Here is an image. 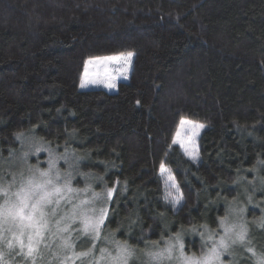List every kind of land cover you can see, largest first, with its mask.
I'll return each instance as SVG.
<instances>
[{
    "label": "trees",
    "instance_id": "16d2710c",
    "mask_svg": "<svg viewBox=\"0 0 264 264\" xmlns=\"http://www.w3.org/2000/svg\"><path fill=\"white\" fill-rule=\"evenodd\" d=\"M125 51L133 70L117 91L80 89L90 57ZM183 117L206 123L196 160L172 144ZM27 133L73 153L98 191L115 187L93 258L105 237L131 248V264L176 240L202 255L243 190L264 199V0H0L4 182ZM161 163L180 204L165 199ZM247 205L264 256L263 208Z\"/></svg>",
    "mask_w": 264,
    "mask_h": 264
},
{
    "label": "snow or ice",
    "instance_id": "6c2138e0",
    "mask_svg": "<svg viewBox=\"0 0 264 264\" xmlns=\"http://www.w3.org/2000/svg\"><path fill=\"white\" fill-rule=\"evenodd\" d=\"M132 53H128L127 57L121 55L120 57H95L90 58L85 62L84 76L88 74V65L94 62L116 61L123 60L125 64L130 62ZM98 83L95 79L91 81L81 80V87H86L87 83ZM109 88H114L115 83L107 85ZM139 104V101H137ZM188 121L181 120L180 125L183 126ZM202 129L203 124L196 125ZM22 135V134H18ZM176 136H180L177 131ZM172 144H180L183 142L180 139H173ZM185 153L189 155L192 160L198 158V151H189L184 148ZM55 165L50 162L48 171H40L39 169L30 170L27 176L21 173V178L17 181L16 176H12L10 183L4 182V178L0 177V264H10L6 259L8 256H20L28 262V264H38L42 259V250L51 247L52 243L58 241L57 247L62 250H73L75 248L71 239L70 227L77 219L80 220V231L84 235H90L93 240L99 238V227L103 223L106 209H91L93 213L99 211L100 215L96 218L89 216L88 205L92 203L89 200H81L79 204H73L71 215H59V206L62 200L67 198V194L73 193L70 187V177L62 180L58 171H53ZM161 173L167 171L165 165H160ZM166 184H170L171 188L177 190V195L173 196L171 192L165 197L167 201L173 205L180 204L183 201V194L179 192V185L175 177L169 175ZM115 187L108 188L105 196L111 199ZM100 194L92 193V199H98ZM64 221V226L61 227V222ZM220 227L223 230V235L218 240H214L210 235L209 240L212 241L211 247L207 248L201 256L195 255L186 256L183 252V244L179 245L180 258L182 264H218L223 253L228 252L233 245L247 246L248 229L246 223L240 221L230 223L227 218H221ZM64 233H68L67 236ZM178 239V237H177ZM95 244L93 243V248ZM117 254L112 256L110 253L105 255L106 249H101V260H105L106 264H128L132 258L133 252L126 244H116ZM173 245L168 244L167 247L155 252H149L147 255L153 264H162L165 259L172 258ZM247 251L255 255L251 247H247ZM92 250L83 253H74L77 259L83 257H90ZM56 257H54L55 259ZM69 259L64 257L61 264ZM97 264L99 262L97 261ZM256 264H264V256L257 257Z\"/></svg>",
    "mask_w": 264,
    "mask_h": 264
},
{
    "label": "rangeland",
    "instance_id": "374dc122",
    "mask_svg": "<svg viewBox=\"0 0 264 264\" xmlns=\"http://www.w3.org/2000/svg\"><path fill=\"white\" fill-rule=\"evenodd\" d=\"M128 53H132L133 55L130 59V62H128L127 64H125L123 60H116V61H103L99 63L94 62L93 64L88 65L87 66L88 74L87 76H84V72H83L81 80L84 79L85 81H91L95 79L101 82L98 83L88 82L86 87H81L80 86L81 80H80V84H79L80 89L87 90L93 88H102L110 92L117 91L118 83L123 80H128L132 73L134 59H135V51H125L115 54L90 57V58L111 57V56L120 57L121 55L127 57ZM110 83H115L116 86L114 88H109L107 85ZM182 119L188 121V123H185L183 126H181L179 123L177 131L180 132V136L179 137L175 136V139H180L183 142V146L179 144L183 150L184 148H188L189 151L197 150L199 156L200 154L199 137L202 131L204 130V128L206 127V123L189 117H183ZM199 124H203L205 125V127L202 129L196 127V125ZM20 144H21V149L19 150L18 153L12 156L10 162L7 165L10 172V178H8L6 182L10 183L13 175H15L17 181H19L21 178V173H23L24 176H27L30 170L39 169L40 171H48L51 162L55 165L53 171L54 172L58 171L62 180L66 177H70V187L74 190L73 193L67 194V198L65 200L61 201L59 206V215L56 217V219H59V216H63L65 214L71 215L73 204H79L81 200L92 201V203L89 204L87 207L89 209L88 212L89 216H92L93 218L98 217L100 213L99 211L93 213L91 209L93 208L97 210L106 209V215L104 216L103 223L99 227V238L93 240L92 236L84 235L80 231L81 229L80 220L77 219L74 223L71 224L70 227L71 239L75 245V248L73 250H62L57 247V244L59 243L58 241H56L55 243L49 241L51 247L42 250V259L38 261V264H61V261L64 260V257H69V259L64 261V264H97V261L99 262V264H106L105 260L100 259L101 253L96 258H93V253L95 251L93 248V243L95 244L97 241L99 242L100 240H102L100 235V233L102 232L101 228L108 215V208L112 197L111 199L106 198L105 196L106 191L102 190L101 192L95 189L97 184L95 185L90 183L88 181V177L86 176V174L79 172L77 166L78 160L73 153L62 152V151L57 152L56 150H53L48 144L39 141L36 138V136H32L30 133L21 136ZM43 154H47V155L42 156ZM164 175L166 180L169 175L173 176L172 172L169 170H167L164 173ZM257 181L261 183L262 179L258 178ZM168 186H169L168 187L169 191L172 193V195L173 196L177 195V190L175 188H171L170 184H168ZM93 192L100 194L98 199L96 200L92 199ZM243 194L244 197L242 199L246 197L244 200L240 199L241 201L237 200L236 202L230 204L229 213L226 218L230 223H236L240 221L246 223L248 229L247 239L249 243L247 244L246 247L238 244L231 246L228 252L223 253L218 264H236L237 255L239 256L240 253L247 251V247H251L254 250L255 252L254 256L257 255V257L259 256L261 257L260 254H256L257 249L255 247V244L252 243L251 239L249 238L250 235H249V224H248L249 219L247 218V212H248L247 204H249V206L251 207L262 205L263 208L262 212H264V199L263 201L261 200L256 201L251 196L248 189L243 190ZM258 222L264 224V216L263 218H259ZM64 223H65L64 221L61 222V227L64 226ZM64 235L67 236L68 233H64ZM210 235L213 237L214 240H218L219 237L223 235V230L222 229L210 230L206 234L207 248L211 247L212 245V241L208 239ZM103 240H104L103 249L107 250L105 255L110 253L112 256H116L117 254L116 244L119 243L124 245V243H120L119 241L114 239H108L107 237L103 238ZM168 244L173 245L172 258L163 260L162 264H182V259L180 258V249H179V245L181 244L180 241L177 240L171 241L167 243L165 247H167ZM165 247H162L161 249ZM128 248L131 250L130 247ZM207 248L205 249V252L207 251ZM90 249L92 250V254L90 257H83L77 259L76 256L74 255V253L88 252ZM249 253L251 254V252ZM184 254L186 256L194 255V254L191 255L186 254L185 252ZM14 256L16 257V255ZM195 256L199 257L201 255L195 254ZM54 257L56 258L54 259ZM135 257L136 256H134L133 253L132 258L128 261V264H131L132 260ZM6 259L10 261V264H28V262L23 258L21 261H15L13 259V255L6 257ZM173 259H175L176 261L175 260L173 261Z\"/></svg>",
    "mask_w": 264,
    "mask_h": 264
}]
</instances>
